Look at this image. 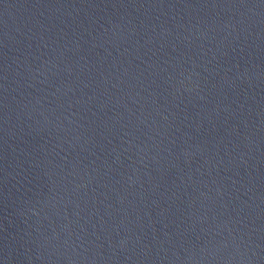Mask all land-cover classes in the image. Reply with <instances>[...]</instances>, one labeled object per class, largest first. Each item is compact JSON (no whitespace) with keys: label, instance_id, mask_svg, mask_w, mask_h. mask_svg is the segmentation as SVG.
<instances>
[{"label":"water","instance_id":"obj_1","mask_svg":"<svg viewBox=\"0 0 264 264\" xmlns=\"http://www.w3.org/2000/svg\"><path fill=\"white\" fill-rule=\"evenodd\" d=\"M0 264H264V0H0Z\"/></svg>","mask_w":264,"mask_h":264}]
</instances>
